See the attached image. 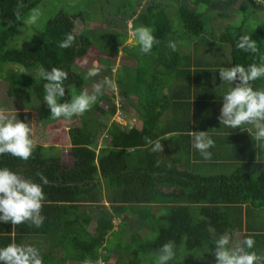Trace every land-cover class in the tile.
<instances>
[{"label": "trees", "instance_id": "16d2710c", "mask_svg": "<svg viewBox=\"0 0 264 264\" xmlns=\"http://www.w3.org/2000/svg\"><path fill=\"white\" fill-rule=\"evenodd\" d=\"M60 1L63 4L43 27L17 45L14 41L22 33L25 19L33 9L42 7L43 0H23L26 6L19 20L18 0H0V78L8 82V96L30 92L29 97L44 101L46 81L40 72L59 67L68 72L65 97L60 102L70 100L72 88L79 94L94 78L76 61L95 46L103 54L100 63L106 65L107 77L114 80L121 100L117 107L115 96L102 92L89 111L65 118L79 119L68 129L72 165L63 164L59 147L48 142L36 141L27 161L0 155V168L7 167L38 183L37 173L48 180L43 186L48 203L41 214L53 216L43 227L30 222L16 225L14 242L20 244L29 234L48 233L50 249L42 255L46 260L43 264H65L68 259L83 264L86 258H103L105 264L112 258L113 264H156L159 248L168 241L176 244V257L168 264H216L212 255L215 241L227 231L234 241L236 233L240 240L252 236L258 245L254 250L263 255L264 242L259 240L264 232L256 231L260 226L253 215L264 210V141H255L247 125L242 130L215 123L198 106L199 115L192 119L186 105L165 99L160 82L177 73L171 74L172 68L182 74L183 60L187 59V74L194 86L199 68L206 71L226 63L220 53L216 55L215 47L222 44L229 46L230 67L259 64L264 56V25L246 31L244 23L223 20L238 3L245 13L253 6L263 10L264 6L256 0ZM175 6L179 30L171 20ZM213 15L214 24L224 27V32L213 25L211 32L206 31L204 23L209 25ZM255 16L252 12L250 17ZM96 18L107 23L100 21L103 26H97ZM139 26L151 28L159 41L149 54L142 53L135 42L126 43L130 31ZM73 31V45L60 48L59 43ZM241 35L251 36L258 52L238 49ZM180 39L187 44V51L177 48L178 43H184ZM119 47L135 63L122 62L113 71L115 59L111 55H117ZM9 64L22 69H9ZM253 84L256 89L264 88V77ZM102 100L108 104L106 113H98ZM131 107L135 120L122 125L112 119L117 109L126 114ZM193 131H208L215 145L219 141L209 149L210 160L193 148ZM101 133L104 140L98 145ZM170 133L174 135L162 140L163 152H152L144 140L145 136L156 140ZM158 205L164 207L161 213L154 209ZM115 217L120 220L117 226ZM93 219L94 231L89 229ZM6 240L11 243V237ZM59 252L61 258L56 257Z\"/></svg>", "mask_w": 264, "mask_h": 264}, {"label": "clouds", "instance_id": "9594fccd", "mask_svg": "<svg viewBox=\"0 0 264 264\" xmlns=\"http://www.w3.org/2000/svg\"><path fill=\"white\" fill-rule=\"evenodd\" d=\"M256 3L264 6V0H256ZM25 6L23 0H18L16 7L18 20L21 18V9ZM39 15L40 13L33 9L27 23H36ZM129 35L131 38L129 42L138 44L140 51L144 54L151 53L154 45L159 43L153 30L147 26L135 27ZM75 40V31L70 32L59 43V47L67 49ZM170 46L175 50L174 44ZM237 48L244 52H258L257 42L249 35L239 37ZM120 55H122V49L119 50ZM99 71L100 69L93 62L88 76L94 77L99 74ZM40 75L46 81L43 85L44 101L54 119H70L84 114L97 103L104 89L115 87L111 78L104 77L93 85L91 91L87 88L82 89L79 94L73 93L70 100L61 103L66 93L65 81L68 79V72L59 67H53L50 71L42 69ZM219 75L223 83L232 85L223 95V105L218 117L220 124L227 128L242 130L244 125H250L255 129L252 138L257 142L264 141V88L256 89L253 84L254 81L264 77V56L261 57L259 64L252 63L247 67L238 64L230 68H221ZM122 120L123 123L120 124L127 125V120ZM251 128L248 129L249 132ZM172 135L174 134L170 133L156 140L145 136L144 140L152 152H163L162 140H167ZM191 135L193 148L199 151L205 160H210L212 153L209 149L215 146V141L208 131H193ZM36 146L34 129L30 123H25L4 108H0V155L9 154L27 161L32 157ZM37 175L40 183L7 167L0 168V221L11 222L13 226L25 222H30L36 227L43 224L44 217L41 215L45 201L43 186L48 184V180L42 173ZM215 246L212 255L216 264H264V255L254 250L255 240L252 236L234 241L233 234L226 231L215 241ZM175 257L176 244L174 241H168L159 248L156 264H168ZM0 264H43V258L35 246L12 242L5 247H0ZM83 264H105V261L103 258L95 260L86 258Z\"/></svg>", "mask_w": 264, "mask_h": 264}, {"label": "rangeland", "instance_id": "374dc122", "mask_svg": "<svg viewBox=\"0 0 264 264\" xmlns=\"http://www.w3.org/2000/svg\"><path fill=\"white\" fill-rule=\"evenodd\" d=\"M74 2L78 3V2H81V0H74ZM62 4L63 3L60 0H43L42 5H41L42 7L41 8L39 7L36 9V11L40 13L37 19V22L34 24L27 23L29 16L32 14L31 12L24 21L22 33L19 34L17 41H14V43L16 42L18 43L17 45H19L21 40H23L24 38H30L36 30L41 29L43 27L47 18L51 16L52 14H54L60 8ZM239 5L240 3L233 5L232 10L230 11V16L226 17L227 20H223V22L235 21L237 24H243V19L242 17L240 18L239 16V12L241 11L238 8H236V7H239ZM254 9L255 7L253 6L251 7V10L247 11L246 13L245 12L242 13L244 14V16L247 17V21L244 23L245 24L244 29L246 31L253 30L257 26L264 25V22H263L264 10L257 12V15L255 17H250ZM175 11H176V6L175 8L171 9V20L173 19L174 27L179 30L181 25H180V21L176 17ZM215 13H218V12H215ZM213 16L215 17L213 18L212 22L209 25H208V21L207 22L205 21L204 23L205 29L207 32H211L212 25L214 27L219 28L218 26L215 25L216 15H213ZM207 18H208V15H206L204 19H207ZM96 19L97 20L95 21V23L97 24V26H103V24H101L100 21H103V23L104 22L107 23L104 20H101L98 18ZM225 30L226 29L224 27L219 28L220 32H224ZM130 39L131 38L129 36L126 43L133 44L134 42H131V43L129 42ZM180 40L184 42L183 39H180ZM119 48L122 49L121 47ZM119 48H118V51L120 50ZM177 48L183 51H187V44L185 42L183 44L178 43ZM228 49H229V46L227 45V50ZM220 54L222 55V58H223L222 51L220 52ZM101 56H103V54H101L100 50L97 49L95 46H93L89 48L88 53L85 56L77 59L76 61L77 65L81 67L83 70L89 71V69L93 65V62H95L97 67L100 69L99 74L94 76L93 79L88 80V82L82 87V89L87 88L89 91H91L95 83H98L104 77H107L106 65L100 63V60H99ZM111 57L115 59V65H114L113 71H115L118 65L122 62L135 63L133 62V60H129L123 54L119 56V52L117 55H111ZM225 62H227V55H226ZM7 68L16 69V70L22 69L20 66L14 65V64L7 65ZM112 81L114 80L112 79ZM7 84L8 82L0 78V108H4L9 113L16 116L17 119L25 123H30V125L34 129V138L38 142L44 143L43 138L45 137V134H46L48 137L47 142L52 145H57L59 147L60 149L59 152L61 154L62 163L66 165H72V163L74 162V159H73V153L71 150V144L68 139V129L70 128V125H72L73 123H79V119H75L73 121L66 120L65 118L54 119L51 117V111L46 101L39 102L37 101L36 97L34 96L32 98L29 97V95H31L30 92L26 93L24 96H21L20 94H16V96H8L6 92V89L8 86ZM231 87L232 85L227 83L226 88H231ZM71 92L76 93L75 89L73 88ZM103 92L107 94V96H115L114 103L118 107L119 105L118 99L120 101L121 96L118 94L116 85L114 88L104 89ZM99 110L100 111L98 113H106V111L108 110V104L105 100L100 101ZM125 112L126 114H124V112H121L120 109L119 110L117 109L112 119L119 123H123V120L121 119V116L123 115L124 120H129V119L131 121L135 120L136 112L133 107H131L129 111H125ZM45 119H50V120L48 123H44L43 121ZM101 135L102 133L99 135V138L97 140L98 145L102 142V140H104V138L101 137ZM154 209L157 212L161 213L164 210V207L162 205H158V206H155ZM83 211L87 213V210L83 209ZM128 215L129 213L124 214V216H128ZM119 222H120L119 218L115 217L114 223L116 226ZM90 226L91 227L89 229L94 231L95 230L94 219L92 220ZM142 233L145 234L146 232L142 231ZM240 239H241L240 234H238L236 241H239ZM46 243L47 241H44V240L41 241V244L42 246H44V249H46ZM61 256L62 255L59 252V255L56 257L61 258ZM113 263H114V259L112 258V259H109V261L106 264H113ZM65 264H81V263L76 259H68V261H66Z\"/></svg>", "mask_w": 264, "mask_h": 264}, {"label": "crops", "instance_id": "0c3cea01", "mask_svg": "<svg viewBox=\"0 0 264 264\" xmlns=\"http://www.w3.org/2000/svg\"><path fill=\"white\" fill-rule=\"evenodd\" d=\"M237 8L239 9V7ZM261 10H263L262 7H255L253 12L255 13V15H257V12ZM242 13L244 12L242 11L239 12V16L240 18L242 17L243 23H245L247 21V17L244 16V14ZM263 22H264V17H263ZM215 49L217 50L216 52L217 56H219V53L222 51L223 59L224 60L226 59V55L228 58L230 51L229 49L226 50L227 47L224 44H222L221 47H215ZM216 65L218 66L210 67L206 71H201L202 68H199L197 73L194 75V78H193L194 86H193L192 79L187 74V69H188L187 59H184L182 74H180L179 71L176 70V68H172L171 74H175L177 72L178 75L176 73L174 76H170L166 80L160 82L163 88V93L166 94L165 99L180 101L179 102L180 104L186 105L187 109H189L190 111L189 115L191 116L192 119L194 118V115H197V114L199 115V112H197L196 110V106H198L203 115H205L206 117H211V119H213L215 123L220 124L218 117L220 116V110L223 105V95L230 88H226L227 83H223V81L220 79L219 71L221 68H230L231 63L228 64L226 62L224 64H216ZM193 68L194 67H192L191 69ZM213 89H216V91L213 92ZM167 97L171 99H168ZM247 127L248 129L251 128L248 125ZM251 131H252V134L254 135L255 129L252 130L251 128ZM221 133L226 134L224 132H221ZM47 138L48 137L45 134V137L43 138L44 143H47ZM218 143L219 141H216L215 146H218ZM242 144L244 143H241V145ZM212 150H215V149H212ZM262 151L264 152V147H262ZM257 156H260V152H257ZM259 160H260V157L257 158V161ZM44 203H48V202L44 201ZM42 216L44 217V222L41 227H43L45 223L48 224V220H49L48 217H51L53 215L46 213V215L44 214ZM253 217L257 220L256 222L260 226L259 230H256V231L259 233L264 232V210H257V212L253 215ZM17 234L18 232L16 231V225L13 226L11 222L5 223L3 221H0V247L7 246L8 244V241L6 240L7 237H11V243L14 242V237ZM237 235L238 233H236V237ZM42 240L47 241L46 249H44V246H42L41 244ZM259 241L263 243L264 237H262ZM20 244H30L32 246H35L40 251L41 256L43 254H47V251L50 249L49 235L48 233H45V232L33 234V235L29 234L27 236H24L20 240ZM255 246L258 247L257 244ZM44 261L46 260H43V262Z\"/></svg>", "mask_w": 264, "mask_h": 264}]
</instances>
